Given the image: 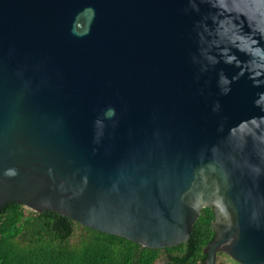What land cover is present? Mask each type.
<instances>
[{"label":"water","instance_id":"water-1","mask_svg":"<svg viewBox=\"0 0 264 264\" xmlns=\"http://www.w3.org/2000/svg\"><path fill=\"white\" fill-rule=\"evenodd\" d=\"M150 249L212 208L264 264V0H0V208Z\"/></svg>","mask_w":264,"mask_h":264},{"label":"trees","instance_id":"trees-1","mask_svg":"<svg viewBox=\"0 0 264 264\" xmlns=\"http://www.w3.org/2000/svg\"><path fill=\"white\" fill-rule=\"evenodd\" d=\"M212 208L202 210L189 239L150 249L83 226L56 212L36 213L16 202L0 208V264H204L214 239Z\"/></svg>","mask_w":264,"mask_h":264},{"label":"rangeland","instance_id":"rangeland-1","mask_svg":"<svg viewBox=\"0 0 264 264\" xmlns=\"http://www.w3.org/2000/svg\"><path fill=\"white\" fill-rule=\"evenodd\" d=\"M227 261H229V264H236V262H234L232 259H230L227 255L221 256L220 257V261L219 264L222 262L226 263ZM165 263V259L164 257H162L156 264H164Z\"/></svg>","mask_w":264,"mask_h":264},{"label":"flooded vegetation","instance_id":"flooded-vegetation-1","mask_svg":"<svg viewBox=\"0 0 264 264\" xmlns=\"http://www.w3.org/2000/svg\"><path fill=\"white\" fill-rule=\"evenodd\" d=\"M204 249H205V248H204ZM224 255H226V254H224V253H219L218 264H219V261H220V257H221V256H224ZM228 257H229V256H228ZM220 264H229V261H227L226 263H224V262L222 263V262H221ZM236 264H237V263H236Z\"/></svg>","mask_w":264,"mask_h":264}]
</instances>
